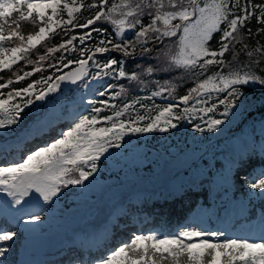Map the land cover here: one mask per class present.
Segmentation results:
<instances>
[{
	"label": "snow or ice",
	"instance_id": "1",
	"mask_svg": "<svg viewBox=\"0 0 264 264\" xmlns=\"http://www.w3.org/2000/svg\"><path fill=\"white\" fill-rule=\"evenodd\" d=\"M64 10L67 20L62 16ZM81 10L94 13L84 24L75 19ZM146 16L148 23L143 22ZM26 19L38 22L39 29L25 38L19 21ZM253 20L262 26L257 34L264 32V4L252 0H120L110 6L106 0L75 6L62 0H0V70H11L22 59L33 63L29 52L41 41L59 28L75 30L71 38L48 47L36 67L15 74V80L22 81L48 67L47 78L12 87L6 97L2 90L11 80L0 83V149L8 151L15 146L21 151L19 157L0 158V264H30L18 261L14 250L54 213L68 210L64 198L69 192L91 204L90 213L97 215L110 201L122 198L125 181L139 176L136 172L130 177L132 165L152 173L151 165L157 163V146L147 138L142 140L141 135L178 133L184 120H191V128L196 130L193 143L185 140L163 149L161 155L178 166L181 176L167 182L164 189L172 199L197 196L195 213L176 231L136 229L130 239L106 249L105 228L102 237H93L101 254L90 255L87 264H264V68L258 67L264 64V44L251 48L246 60L239 56L248 45L235 50L237 43L252 37L251 27L247 37L242 29ZM101 21L114 25V35L106 28L93 27ZM166 40L175 42V51L171 47L158 49ZM6 42L15 46L7 47ZM58 50L60 59L45 64L48 54ZM113 50L122 54L120 59L107 58ZM230 50L233 57L226 60ZM77 52L80 59L64 62ZM129 57L155 61L146 68L148 73L168 76L179 72L181 78L189 75L197 80L178 97L186 106L181 110L178 104L169 103L154 117L124 119L123 111L115 110L101 115L115 108L110 100L119 95L110 91L113 86L106 77L140 81L142 73L125 71ZM209 66L216 71L200 79L201 70L206 73ZM98 85L109 99H92ZM89 88L93 92L89 93ZM64 89L71 91V99ZM163 91L172 95L171 88L152 95ZM84 95H89L87 104ZM201 96L207 99L201 100ZM190 101L191 107L187 106ZM97 103L102 107H95ZM64 105L75 109L69 113L72 118L67 126L57 128ZM129 107L124 105V109ZM212 137L217 140L213 142ZM26 139L37 142L23 147ZM105 156L116 162V171L108 181L98 179ZM257 158L262 162L258 166L253 163ZM246 165H251V170L244 171ZM237 172L243 173L239 194ZM80 185L83 187L78 189L68 187ZM54 205L58 207L54 209ZM236 221L245 230L244 236L230 231L236 228ZM257 231L258 238L248 235ZM56 264H85V257L69 246Z\"/></svg>",
	"mask_w": 264,
	"mask_h": 264
},
{
	"label": "rangeland",
	"instance_id": "2",
	"mask_svg": "<svg viewBox=\"0 0 264 264\" xmlns=\"http://www.w3.org/2000/svg\"><path fill=\"white\" fill-rule=\"evenodd\" d=\"M79 2L80 0H62V3H70L73 6H75L76 4H79ZM62 16H63V19L65 20L68 19L66 10H64V12L62 13ZM57 18L59 19L60 17H57ZM5 27L7 28V25H5ZM5 46L11 47L12 45L6 42ZM78 55H79L78 52L73 53L71 58H69L68 56L66 60L68 59L78 60L77 58L74 59L75 56L78 57ZM97 58L99 59V57ZM72 67L73 66H70L69 69H71ZM93 67H90L89 69L90 73L93 71ZM56 74L58 75L60 73H56ZM118 77H119L118 75L116 77L109 76V77H106L105 79L107 82H109L113 79H117ZM10 86H6V87L10 88ZM24 86H26V84L23 85L22 83H20V84L13 85V87H19V88H22ZM83 87L84 86L81 85V89H83ZM7 88H4L2 90L5 94V97L8 92ZM94 91H95V94L92 96V99H95L97 101L109 99L108 94H105V95L101 94V86L99 85L94 86ZM88 92L90 93L93 92V88H89ZM64 93L68 94L69 99H71V91L69 89L65 90ZM79 95L80 93L76 94L77 99ZM213 96H215V93H213ZM200 99L203 100L207 98L204 96H201ZM86 100L89 101V97H87ZM114 100H115L114 98L110 100V104L115 105V108H110L108 110H105L104 112L101 113V115H109L111 111L115 110V111H123L124 119H128L129 116H131L133 119H135L138 116L154 117L156 113L160 110L161 106H166L169 103L178 104L181 110L186 106L183 102H180V101L170 102V101L162 100L158 96L145 95V96H142L141 100L138 102V105H136V108L131 109V106H132L131 104L128 109H124V108L121 109V107L117 105L114 102ZM140 105H143V107H140ZM94 106L102 107V105L99 103H97ZM187 106L191 107V101L189 105ZM199 106H203V105H199ZM63 107H64V116L60 118V123L57 124L56 126L57 128L67 126V121L71 120L72 118L69 113L75 109L74 105H64ZM194 118L195 117H193V119ZM181 124L182 126L178 128V133L172 132L170 135H163V134H158V135L142 134L141 135L142 140L144 138H147L151 145L157 146V149H156L157 154L155 157L157 163H154L151 165V167L153 168V172L148 173L146 168L142 166L137 167L136 165H132L133 172L130 173V177L135 176L136 172L139 173V176L136 177L135 179H131L132 181L130 183L125 182L126 191L129 188H131L132 185H135L137 190L127 195L124 194L122 198L118 200V203L114 209L108 208V210L104 214L101 215L100 222H99L100 224L103 223L104 220L106 221L110 220V223L114 222L115 219L119 216V213L122 212L123 210H125L127 215H130V216L131 214L135 212L137 213V209L135 210L134 208L127 211V208H125V205L129 202L137 201L138 203L140 202L142 203V202H146L148 199L149 203L152 200V203L154 204L159 199L168 197L167 194L165 193L164 185L169 181L180 179L181 176H180V173H178L177 171L178 166L174 162L166 160L165 157L161 155V153L163 152V149L165 147L172 145L174 143L183 144V142L187 140L189 144H192L193 139H194L193 133L196 132L195 129L191 128V120L181 121ZM132 135L135 136L137 134H132ZM224 136H225V133L221 132L220 137H224ZM26 140H31V139H26ZM26 140H24L23 144L26 142ZM212 140L213 142H215L217 140V137H212ZM4 154L9 159H11L13 156L19 157V155L21 154V151L18 150L15 146L11 147V149H9L8 151H4L3 149H0V158H3ZM255 165L258 166L260 164L256 163ZM249 170H251V167L248 169H244V171H249ZM258 170L259 168L257 167V171ZM99 171L102 173V176L98 177V179L102 181H108L110 176H113L116 171V162L112 159L107 158L106 156L102 157V163L100 165ZM121 178H123V174H121ZM81 187H83V185L77 186V188H81ZM78 201L79 199L77 198V196H74L70 198L69 200H67L66 203H67L68 210L63 211L62 214L60 212H56L49 219L52 222H56L55 224H50L48 221H45L40 228H38L31 235H29L28 239L22 244V246H20L21 248H20V252H19L17 260L27 261V262H30V264H36L37 262L41 264L42 260L47 258L46 254L49 253V251L52 252L56 250L62 244H64L67 248V246L68 247L69 246L87 247L88 245H85V241L93 243V237L96 233V230H93L91 228L92 224L90 228L89 227L86 228L88 231L83 230L81 228L83 216L80 214V212L79 213L76 212L75 214L71 212L73 204ZM197 202H198V198L195 201L196 204L194 208L192 209V211L189 213V215H187L179 224H175L174 226L171 227V229H167L165 232L178 230L182 226L183 222H185L186 219L190 218L195 213ZM53 207L55 209L58 206L54 205ZM33 223H36V222H33ZM98 224L94 225V229L96 228L98 229L99 227ZM236 224H237L236 228L230 229V231L234 232L237 235V237L244 236L245 230H243L240 227V222L236 221ZM105 228H106V225H104V228L97 235L98 236L97 239H99L100 235L104 234ZM149 229H153V227H149ZM248 235H250L252 238L255 239V238H258L260 234L257 231V232L249 233ZM71 236L72 238L75 236L76 238H78V240L72 241ZM125 239H130V236L129 235L125 236V238L121 239V241ZM115 246H118V243H116ZM64 251L66 250L64 249ZM83 256L85 257V264H87L88 258L90 255H87V256L83 255Z\"/></svg>",
	"mask_w": 264,
	"mask_h": 264
},
{
	"label": "trees",
	"instance_id": "3",
	"mask_svg": "<svg viewBox=\"0 0 264 264\" xmlns=\"http://www.w3.org/2000/svg\"><path fill=\"white\" fill-rule=\"evenodd\" d=\"M85 4H91L92 0H80V3ZM106 2L109 4V6L112 3H120V0H106ZM252 3L254 4H264V0H252ZM94 14L90 10H81L76 15V20L80 24H84L88 18H90V15ZM15 19V16L12 18ZM149 18L146 16L144 18V23H148ZM93 27H102L106 28L110 34L114 35V25L109 21H101L99 24H94ZM251 27L252 30V37L245 38L242 42L237 43L236 45V51H239L244 45H248V48L244 49V53H241L239 56L240 60H246L247 55L246 53L251 50L253 47H257L258 45L264 44V32H261L257 34V29L262 27L261 25L255 23L253 20L249 24H246L244 28L242 29V34L247 37V29ZM39 24L38 22L36 24H33L31 20H21L19 21V30L21 33L27 37L29 33H33L35 31H38ZM75 34V30L69 28L67 30H64L63 28H59L54 34H52L50 37L46 38L45 41H41L40 44L36 45L35 48L31 49L29 52V59L33 61V63H25L24 60L18 61L15 65H13L11 70H0V83H4L6 80H11V86L16 84L22 83L23 85L29 83L31 80H39L41 76L47 77L49 75L50 69L48 67L43 68L42 70H38V72L33 73L31 77H27L22 81H16L15 80V74L22 75L24 71L30 70L32 67H36V63L39 60L40 55H44L47 53L48 47H54L56 44L61 43L63 39H69ZM218 33L214 36L212 43L215 44L216 39H218ZM18 42V41H17ZM76 44H79L78 40L73 41ZM89 43V47L91 46V43ZM12 46H15L14 44H11ZM171 47L172 51H175V42L171 40H166L164 45H158L159 48H168ZM139 51V49H137ZM121 53L117 50H113L109 53L107 58L115 57L117 59L121 58ZM155 55V53L153 54ZM99 57V56H98ZM233 57V51L230 50L226 53L225 59L231 60ZM60 59V50H58L54 54H48V58L45 61V64L52 65L55 64L56 60ZM99 59H106L105 57H99ZM253 59L255 60L256 57L253 56ZM66 63V59L64 61ZM154 65L155 61H148V60H141V59H132L131 57L128 58V63L124 65L125 71L131 73L132 71H135L137 73H142L140 76V81H143L144 83H141L140 81L132 80L129 81L127 78H118L116 81H110L109 83L112 84V89L119 93L118 96L115 97L114 102L121 107V109L124 108L125 104H129L131 106V109L136 108V105H138V102L141 100L142 96L145 95H152L154 92L159 91L161 88L163 89H172V95L170 96L168 91H163L161 95L158 97L162 100L170 101V102H177L179 95H183L187 93V89L192 88L195 86V84L198 82L197 80H193L189 77V75H184L183 78H181V73L179 72H172L168 76L162 75V74H152L148 73L146 71V68L149 65ZM75 66V65H74ZM259 68H264V64L258 65ZM117 70H119L117 68ZM214 71H216V68L213 66H209L206 73H204L201 70V74L199 76L200 79H206L207 75H211ZM227 71V69H225ZM167 80L168 83L165 84L164 81ZM157 81H159V84H157ZM16 82V83H15ZM244 87V86H241ZM249 90V89H246ZM195 95V93H193ZM207 157H205V160ZM256 163H262L260 160L256 159ZM246 167H249V165H246ZM242 172H237L236 174V188H237V194L241 190H243L242 185L243 182L239 180V176L242 175ZM69 189L77 188V186H68ZM71 192L67 194V196L64 198L66 201L70 198L74 197ZM196 197L195 195L189 194L185 197H182V199L188 200L187 202H191V200ZM166 203L163 204L165 207ZM186 207V203L184 204ZM141 207H146V205L143 203ZM124 215V213H122ZM172 214L174 216H178L179 210H172ZM172 215V217H173ZM162 219V218H161ZM170 218H163L162 220H158V222L155 223V226L160 227V230H166L167 225L170 223ZM126 222L123 221V224ZM21 246L19 244L16 249L13 252L17 251V249Z\"/></svg>",
	"mask_w": 264,
	"mask_h": 264
},
{
	"label": "bare ground",
	"instance_id": "4",
	"mask_svg": "<svg viewBox=\"0 0 264 264\" xmlns=\"http://www.w3.org/2000/svg\"><path fill=\"white\" fill-rule=\"evenodd\" d=\"M90 93V92H89ZM87 97H89V95H85L84 96V103L85 104H87L88 103V101L86 100V98ZM75 107V106H74ZM132 180L130 179V180H128V181H125L126 183H130ZM135 190H137V188L135 187V185H132L131 186V188H129L126 192H125V195H127V194H130L131 192H133V191H135ZM105 199H107V197H104ZM118 200H120V199H118ZM118 200H116L114 203L113 202H109V206L108 207H106L105 208V210H104V212H102V213H100L99 215H97L95 212H91L90 213V211H89V209L90 208H92L93 206L91 205V204H89V203H87V202H84V201H81V200H79L78 202H75L74 204H73V207H72V209H71V212L73 213V214H75L76 212H80V214L83 216V221H82V226H81V228L83 229V230H86V231H88L86 228L87 227H89L90 228V226H91V224H92V226H91V228L93 229V230H98V232H99V229H94V225H96V224H98L99 222H100V217H101V215L102 214H104L107 210H108V208H111V209H114L115 207H116V205H117V203H118ZM109 211H110V209H109ZM48 222L50 223V224H55L56 222H52V221H50V220H48ZM91 222V223H90ZM101 226V224L99 223L98 224V226ZM97 232V233H98ZM67 236H69V235H67ZM71 240L73 241V240H78V238H76L75 236L72 238V236H71Z\"/></svg>",
	"mask_w": 264,
	"mask_h": 264
},
{
	"label": "water",
	"instance_id": "5",
	"mask_svg": "<svg viewBox=\"0 0 264 264\" xmlns=\"http://www.w3.org/2000/svg\"><path fill=\"white\" fill-rule=\"evenodd\" d=\"M66 89H64V91H65Z\"/></svg>",
	"mask_w": 264,
	"mask_h": 264
}]
</instances>
